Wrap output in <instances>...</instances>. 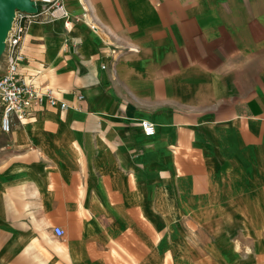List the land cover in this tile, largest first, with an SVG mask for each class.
<instances>
[{"label": "crops", "instance_id": "crops-1", "mask_svg": "<svg viewBox=\"0 0 264 264\" xmlns=\"http://www.w3.org/2000/svg\"><path fill=\"white\" fill-rule=\"evenodd\" d=\"M63 3L19 72L67 106L0 130V264H264V0Z\"/></svg>", "mask_w": 264, "mask_h": 264}, {"label": "built area", "instance_id": "built-area-1", "mask_svg": "<svg viewBox=\"0 0 264 264\" xmlns=\"http://www.w3.org/2000/svg\"><path fill=\"white\" fill-rule=\"evenodd\" d=\"M34 12L16 9L11 27L4 41V50L0 56V130L8 133L12 117L25 118L32 105L44 102L49 105H59L66 108V103L55 96V91L49 87H36L26 81L19 72L24 56L21 45L27 29L34 22L60 21L65 29L72 24V17L66 9L63 0H31ZM95 29L94 26H92ZM145 135H152L154 125L147 120L140 122ZM57 236L63 234L60 227H54Z\"/></svg>", "mask_w": 264, "mask_h": 264}, {"label": "water", "instance_id": "water-1", "mask_svg": "<svg viewBox=\"0 0 264 264\" xmlns=\"http://www.w3.org/2000/svg\"><path fill=\"white\" fill-rule=\"evenodd\" d=\"M34 12L31 0H0V56L4 50V41L11 27L15 10Z\"/></svg>", "mask_w": 264, "mask_h": 264}]
</instances>
